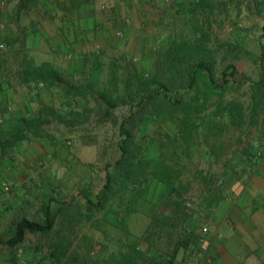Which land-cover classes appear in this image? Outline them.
<instances>
[{
  "label": "trees",
  "instance_id": "obj_1",
  "mask_svg": "<svg viewBox=\"0 0 264 264\" xmlns=\"http://www.w3.org/2000/svg\"><path fill=\"white\" fill-rule=\"evenodd\" d=\"M40 1L20 0L15 10L17 18L28 15ZM219 6L200 1L191 11L194 15L202 11L216 16V11L221 9ZM197 18L194 17L191 25V38L175 33L160 43L150 73L133 65L128 67L124 77L120 78L114 72L107 82H103L91 74L77 79L73 72L49 62L36 64L31 59L25 60L21 73L23 81L56 90L68 103L64 110L44 106L37 112L28 113L12 128L0 124L1 166L31 137L48 140L52 128L64 125L78 130L90 121L94 112L99 118L110 120L114 110L121 107L129 109L119 124V158L104 166L105 181L101 191L95 199L84 194L85 207L81 206L75 214L78 222H89L100 231V220L117 208L116 227L127 232L131 216L140 213L141 206L146 203L151 209V223L144 235L134 242L124 240L125 250L113 254L106 264H179L200 253L201 233L191 227L189 221L191 218L198 220L203 215L208 217L206 211L216 207L224 196L218 188V180L204 177L208 193L200 201L193 202L190 198L191 184L183 180L197 144L198 118L214 108L218 133H222L221 123H229L241 130L258 123V129L264 132V48L259 60L258 80L239 82L240 73L234 62L237 51L244 53L242 46L231 41L222 42L218 38L213 40L212 26L205 22L200 24ZM245 85L249 86L248 106L241 100L225 99L230 88L239 90ZM91 99L97 103L95 108H89ZM166 117L172 119L177 127L172 136L174 150L166 153L163 144L164 151L156 167L150 168L147 153L154 139L148 135L146 126L152 120ZM114 123L118 125L116 121ZM243 155L250 160L253 156L256 158L248 149ZM216 156L220 157L218 153ZM152 193L153 200L149 199ZM206 196L208 201L204 200ZM66 209H71V204L54 214L49 208L43 222L26 218L18 220L8 245H20L29 234L39 237L50 235L58 216ZM45 258H49L52 264H78L61 243L52 244Z\"/></svg>",
  "mask_w": 264,
  "mask_h": 264
},
{
  "label": "crops",
  "instance_id": "obj_2",
  "mask_svg": "<svg viewBox=\"0 0 264 264\" xmlns=\"http://www.w3.org/2000/svg\"><path fill=\"white\" fill-rule=\"evenodd\" d=\"M19 1L8 0L2 5L0 0V44L5 45V50L0 52V124L7 128L44 106L56 108L57 98L62 101L60 109L68 103L56 90L25 83L21 76L25 60L31 59L36 64L52 63L81 79L88 74L87 53H93V47L99 46L104 56L100 57L97 70L91 75L102 81L114 72L124 77L130 55L136 48L142 50L145 44L150 45V33L157 36L160 44L175 33L186 34L184 27H190L193 32L191 25L195 16L200 24L205 22L212 26V31L216 23L214 15L202 11L194 15L191 10L200 1L211 5L218 3L217 0H79L77 3L76 0H41L28 15L17 18L15 10ZM222 1L230 12L222 15L226 25L234 20L232 11L240 12L243 0ZM253 5L258 8V28L257 24L254 29L243 28L242 22L234 20L230 31L234 29L233 41L242 34L243 43L256 45L258 50L251 46L248 55L252 57L251 53L256 52L260 60L264 48V0H257ZM246 10L243 7L242 15ZM126 20L132 22L128 27ZM119 31H125L126 46L117 38ZM61 59L62 65L58 64ZM142 67L148 70L149 65L142 64ZM50 134L48 140L31 137L0 166V264H52L45 258L52 246L50 242L44 244L45 237L32 239L34 235L29 234L20 245H8L14 235L15 222L23 218L43 222L49 208L54 214L72 203V176L73 182L81 181L79 172L75 174L73 170L78 156L70 155L71 150L65 144L69 133L58 127L50 129ZM217 149L209 148L207 158H216ZM244 151H240L242 163L238 168L231 166L234 162L229 161L234 159L229 156L223 160L222 175L212 178L218 180L220 186L229 181L230 170L239 172L230 181L231 189L222 190L224 199L208 216L209 228L206 227L208 232L200 253L179 264H264V132L261 129H258V165L251 163L243 155ZM207 178L211 179V173ZM8 184L10 192L5 191ZM139 214L141 212L132 215L130 222ZM146 217L143 221L147 227L139 233L134 232V240L143 236L150 226V214Z\"/></svg>",
  "mask_w": 264,
  "mask_h": 264
},
{
  "label": "rangeland",
  "instance_id": "obj_3",
  "mask_svg": "<svg viewBox=\"0 0 264 264\" xmlns=\"http://www.w3.org/2000/svg\"><path fill=\"white\" fill-rule=\"evenodd\" d=\"M256 1L257 0L240 1V6L242 7L240 12L232 11L231 13L237 23H243V28L246 26L247 28L254 29L255 24H257L258 28V8L256 5H253L256 4ZM216 3L217 5H220L219 7L222 8V10L220 9L219 11H216V16H214V22L216 23L211 33L213 40L218 38V40L222 42L231 41L235 44L241 45L244 53H241L240 50L237 51V60L234 62L240 73L238 81L241 82L245 79L257 81L260 76L258 54L253 52L251 53L253 55L251 57L248 55L249 53L247 51L250 50L251 46H255L254 48H257V46L250 44V42L247 43V45L245 42L243 43L244 35L242 34H239L240 37H238L237 40H232V37L235 34L233 31L234 29L232 31H230V29L234 27L233 25L235 22L233 20L231 21L232 23H229L230 25H225L222 21V15H229L230 12L228 13L224 8V1L217 0ZM245 3L248 5H245ZM243 7H246L247 10L242 15ZM24 21L25 19L23 22ZM125 23L126 27H128V25L132 22L131 20H126ZM184 30L186 31L185 35L190 38L193 36V32H191L190 27H184ZM119 33L120 31L117 33V38L120 41L125 42V31H122L123 37H120L118 35ZM149 37L151 38L150 45L145 44L142 50L139 48L138 50L136 48L135 52L130 55V61L127 67L136 65L138 68H142V71L145 73H150L153 70L154 54L160 44L157 42V36L154 35V33H150ZM124 44L125 46L127 45L126 42ZM93 48V53L91 51L87 53L86 71L88 72V75L95 73L97 70L96 65L98 64L100 57L104 56L101 47L94 46ZM146 48H149L148 51ZM154 48L155 50H153ZM129 50V53H131L132 50ZM112 54H114V56L116 55L115 53ZM232 58L233 56H231V59ZM61 63L62 59L58 61V64ZM142 64L144 67H148L149 65V68H147L148 70L143 68ZM117 75L120 78L123 77L122 75ZM107 80L108 79H103V82H107ZM248 88V85H245L239 90L230 88L225 95V99L227 101L234 99L241 100L246 106H248ZM32 93L35 94L34 91ZM56 103L57 109H63H60L62 103L61 100L57 98ZM96 106L97 103L91 99L89 108H95ZM214 110V108H211L197 120V122L200 123L197 144L193 151V159L188 164L183 178L185 183L191 184L190 198L193 202H197L205 192V184L203 181L204 177H209L210 173L211 178L218 177V175L221 174V167L225 158L232 156L234 163H232L231 166L237 167L242 163V150L244 151L248 149L251 154L256 156V158L253 156L250 162L258 165V123L256 126L248 127L245 130L238 129L236 126L229 125V123H221L219 126L222 129V133H218V130L215 128V118L213 117ZM10 111H12V107ZM128 113L129 109L127 107H121L114 110L112 119L105 120V118H99L97 112H94L90 116V121L78 130L69 129L64 125L58 126L61 129H64L65 132L69 133L70 138L65 144L71 150L70 155L76 157L77 154L78 156L73 170L75 171V174L79 172L78 178L81 181L79 183L73 182V176L72 179H70V183H73V185H71L73 193L70 196V198H72L71 209H66L63 213H61L57 219L55 231L45 237L43 241L44 244L47 242H50L51 244L55 242L62 243L63 246L68 248L70 256L76 259L78 264H106L110 262L113 254H117L125 250L124 241L122 240L128 242V239L130 238L131 241L129 242H134L136 237L134 235L142 231L145 226L147 227V224H145L143 220L146 221V216L150 214L151 209L146 203H144L140 208L141 214L137 215L138 217H135L132 223L129 221V229L127 228V232H123L116 227L117 215L119 213V209L117 208H113L105 218L103 217V219L100 220L102 222L100 224V231L96 230L89 222H78L79 220H77V215L75 214V211L81 206L85 207L86 200L84 194L89 195L91 199H95L97 194L101 191L105 181L104 166L108 163H114L119 158V124L122 122L124 117L128 115ZM260 119H262V117ZM115 121L118 125L114 123ZM58 127H55L54 130ZM146 128L148 135L154 139V142L150 144V149L147 153L148 165L150 168H153L156 166L157 160H159L162 151H164L162 150L163 144L166 146V153H171L174 150L172 136L177 132V127L173 123L172 119L166 117L161 118L160 120H152ZM211 147L214 149L218 148L217 151L220 157L216 156V158H213L212 160L207 158V150ZM237 172L230 170V174H228L229 181L221 184L218 187L219 190L228 192L231 189L230 181L233 180ZM153 193L149 196V199H154ZM206 212L208 216H211V210ZM199 217L200 218L198 220L191 218L189 224L191 227L198 229L200 232L203 228H209V217H204V215ZM33 238H36V236H32V239Z\"/></svg>",
  "mask_w": 264,
  "mask_h": 264
},
{
  "label": "built area",
  "instance_id": "obj_4",
  "mask_svg": "<svg viewBox=\"0 0 264 264\" xmlns=\"http://www.w3.org/2000/svg\"><path fill=\"white\" fill-rule=\"evenodd\" d=\"M8 2V0H1V4L5 5ZM120 37H123V33L122 31L118 34ZM5 50V45L4 44H0V52H3ZM1 123V121H0ZM5 191L6 192H10L11 191V186L8 184L5 186ZM208 229L207 228H203V230L201 231V236H202V243L205 242V235L207 234Z\"/></svg>",
  "mask_w": 264,
  "mask_h": 264
}]
</instances>
